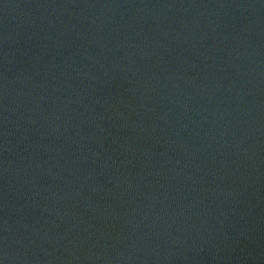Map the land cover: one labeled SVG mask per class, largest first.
Here are the masks:
<instances>
[{
  "label": "water",
  "instance_id": "95a60500",
  "mask_svg": "<svg viewBox=\"0 0 264 264\" xmlns=\"http://www.w3.org/2000/svg\"><path fill=\"white\" fill-rule=\"evenodd\" d=\"M0 264H264V0H0Z\"/></svg>",
  "mask_w": 264,
  "mask_h": 264
}]
</instances>
